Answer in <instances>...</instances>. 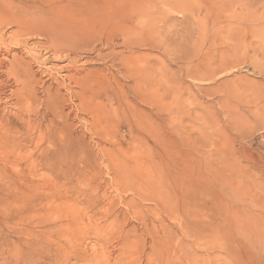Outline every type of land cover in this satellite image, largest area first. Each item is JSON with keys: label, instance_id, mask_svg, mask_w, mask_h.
Listing matches in <instances>:
<instances>
[{"label": "rangeland", "instance_id": "374dc122", "mask_svg": "<svg viewBox=\"0 0 264 264\" xmlns=\"http://www.w3.org/2000/svg\"><path fill=\"white\" fill-rule=\"evenodd\" d=\"M12 4L75 16L82 72L69 113L34 50L54 103L9 114L47 140L0 156V264H264V0Z\"/></svg>", "mask_w": 264, "mask_h": 264}, {"label": "bare ground", "instance_id": "6f19581e", "mask_svg": "<svg viewBox=\"0 0 264 264\" xmlns=\"http://www.w3.org/2000/svg\"><path fill=\"white\" fill-rule=\"evenodd\" d=\"M173 5L179 7L176 2H173ZM17 10L13 4L10 8L0 6V13L10 14L8 18L0 16V156L3 157L10 154L28 156V153H32L33 141L30 138V135L33 136L32 133H37L35 148L47 140V133L40 123L32 124L28 120L25 127L21 128L13 125L9 119L10 113L16 115L28 113L34 104L45 119L43 110L54 103L52 89L46 86L47 80L36 78L37 75L39 77L41 73L45 74L47 71L41 69L42 65L34 52L35 49L49 50L58 61L66 59L60 70L68 72L64 77L69 81L67 85L70 90L68 92L69 113L76 111L74 100L80 93L75 90L76 86L80 85L78 75L82 72L81 67L75 66L76 55L79 53V49L74 46L78 40L77 27L74 28L73 22H70L75 16L70 14L66 17L52 16L48 12L46 14L40 12L44 10L37 7L26 9L22 12L25 15H21ZM35 11L39 12L34 13ZM32 56L33 61H38L40 64L35 72V80L29 77L31 73L26 68L27 57ZM47 60L43 59L42 63L45 64ZM50 73L47 72L45 77L48 76L49 79ZM34 84H38L41 92L45 94L41 101L36 98ZM49 109L51 111V107ZM14 168L18 169L15 166Z\"/></svg>", "mask_w": 264, "mask_h": 264}]
</instances>
